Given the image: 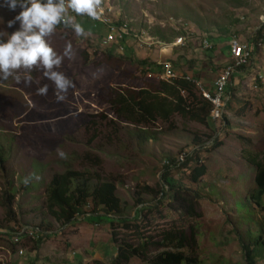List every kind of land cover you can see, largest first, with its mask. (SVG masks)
I'll use <instances>...</instances> for the list:
<instances>
[{"label":"rangeland","instance_id":"374dc122","mask_svg":"<svg viewBox=\"0 0 264 264\" xmlns=\"http://www.w3.org/2000/svg\"><path fill=\"white\" fill-rule=\"evenodd\" d=\"M107 2L118 23H127L138 36L130 34L124 51L118 52L117 45L99 46L106 31L101 25L79 21L86 37L58 26L48 42L62 54L71 41L75 53L57 69L75 84L64 101H56L54 86L38 70H20L19 83L13 77L0 80V227L27 224L56 232L39 242L23 241L22 256L0 242V264H113L116 246L110 221L132 222L138 212L152 209L166 160L195 147L201 152L205 175L192 183L188 176L192 163L169 173L179 189L161 198L144 221L139 235L146 238V248L121 264H151L166 250L168 232L177 240L183 237L188 264H244L245 251L254 247L262 253L256 264H264V196L259 206L249 199L256 196L253 159L263 161L264 153V79L253 81L259 72L264 74V50L258 52L251 70L233 79L227 124L210 116L200 124L175 114L168 122L156 119L144 127L124 122L111 107L125 89L152 88L169 80L158 70L143 75L137 64L142 60L169 63L176 77L194 81L198 96L201 88L212 91L227 62L228 41L234 35L254 38L264 0ZM19 11L0 7L3 38L18 28V23L7 28V21ZM179 37L182 43L176 45ZM203 39L211 49L202 47ZM109 53L118 69L105 63ZM28 77L31 86L23 83ZM44 84L49 85L48 94L38 95ZM212 138L217 147L208 150ZM66 170L80 172L90 184L114 181L121 213L107 217L100 208L93 213L89 201L85 210L90 216L77 217L61 231L64 224L47 212L46 188L54 174ZM25 177H31L28 184ZM7 194L13 196L11 208ZM114 233L116 245H138L137 236L121 230L118 223Z\"/></svg>","mask_w":264,"mask_h":264},{"label":"trees","instance_id":"16d2710c","mask_svg":"<svg viewBox=\"0 0 264 264\" xmlns=\"http://www.w3.org/2000/svg\"><path fill=\"white\" fill-rule=\"evenodd\" d=\"M77 21L82 22L81 19ZM105 32L104 30L100 36H103ZM105 63L118 69L119 64L110 53L106 55ZM137 64L141 67L143 75L156 70L164 74L165 65L163 64L145 62L144 60L138 61ZM193 88L191 82L187 81L184 77H175L167 81L161 80L158 82L157 86L152 88L143 87L138 90L125 89L121 94L117 95L115 101L111 102L112 111L124 122L143 125L144 127L156 119L168 122L175 114L188 117L200 124H206L211 110V104L201 96L196 95L193 92ZM230 91L232 94L233 87L230 88ZM222 120L227 124L225 115ZM215 143L213 142L208 150L217 147ZM200 153L201 152H194L191 157H188L179 166H175V159L173 158H168L166 160V164L162 166V185L160 184L158 187L156 202H154L155 204L152 209L138 212L137 217L134 218L132 222L130 220H120L118 222H114V220L110 221L109 226L113 230L111 239L116 246V255L113 259V264L126 262L134 253L137 252L138 254V250H144L146 248V238L140 236L141 229L144 228V221H147V219L149 220L150 218L148 217L152 215L153 211H156L158 202L161 198L163 199L166 197L169 191L173 189L177 191L179 189L174 180L170 178V172L177 171L192 163L193 165L188 174L192 183H196L205 175L206 167L201 162ZM0 161H2L1 158ZM259 161L260 160L256 161V157H254L253 163L256 166L254 177L256 196L249 197L250 201L256 206L260 205L261 197L264 196V153L263 161ZM89 181V179H84L80 172L73 170H66L61 174H54L46 188V208L50 216L62 224H70L79 216L83 218L87 215L90 216V213L85 210L89 201L92 203L93 207L91 212L93 213L96 212L94 208H100L104 216L113 217L116 216L115 214L119 215L121 213V203L115 194V182L112 180H97L96 183L90 184ZM6 199L7 208H11L13 196L7 194ZM142 203L143 202L139 200L138 204ZM9 218V221L13 222L14 216L10 215ZM116 223L120 225L121 230L137 236L136 239L139 241L137 246L123 247L121 244L116 245V238L114 235ZM166 235L169 240L166 241V246H164L166 250H162L156 254L151 260V264H188L189 259L183 253V237L180 236L177 240L176 236L171 232H168ZM39 241L40 239L35 242ZM10 246L12 250L15 248L12 244ZM244 256V264H256L257 260L262 257V253L260 249L254 247L252 250H246Z\"/></svg>","mask_w":264,"mask_h":264},{"label":"clouds","instance_id":"9594fccd","mask_svg":"<svg viewBox=\"0 0 264 264\" xmlns=\"http://www.w3.org/2000/svg\"><path fill=\"white\" fill-rule=\"evenodd\" d=\"M103 0H3L0 7L9 11H20L13 19L7 21V28H15L7 38L0 33V80L13 77L20 82L17 73L20 70L42 72L43 78L51 81L54 86V95L57 102L64 101L70 88L75 84L65 72L58 71L65 58L74 56L73 45L68 41L63 53L57 51L48 42V38L55 34L56 28L63 25L78 37H86L88 33L82 24L77 21V16L86 15L93 20L101 19L99 9ZM74 13L75 15H73ZM23 83L31 86V77ZM49 85L44 84L37 89V94L46 96ZM58 155L67 159V154L58 150ZM31 177H25L24 183L28 184Z\"/></svg>","mask_w":264,"mask_h":264},{"label":"built area","instance_id":"2783aa9c","mask_svg":"<svg viewBox=\"0 0 264 264\" xmlns=\"http://www.w3.org/2000/svg\"><path fill=\"white\" fill-rule=\"evenodd\" d=\"M112 5H110L107 0H103L102 8L98 11L100 12L101 19L93 20L86 15L77 16V20L98 24L106 28L104 36L101 37L99 41L100 47H109L111 45H117L118 52L124 51V44L127 37L130 34L135 38L138 35L133 34V31L128 29L127 23L119 24L118 20L114 18V13L112 12ZM75 15L74 13H72ZM183 38L179 37L175 40V44L178 45L182 43ZM174 44V45H175ZM201 45L204 49L211 48V44L208 40L203 39ZM260 50H264V13L258 17V26L254 33V38H249L248 40L243 39L240 35H234L228 41L227 47V62L226 65L221 70V73L214 80L212 91L200 89L201 96L204 100L211 104V110L209 113L210 118L214 120H221L226 113V108L230 100L231 91L230 88L233 87V79L240 76L245 70H251L255 65V60L258 58L257 54ZM164 74L167 79L175 78L171 70L169 63L164 64ZM187 81L194 83L188 77H184ZM264 79V74L258 73L253 81H258ZM199 86L198 83H195ZM213 143V138L207 143V146H211ZM208 147V148H209ZM199 147L194 149L185 150L180 153L175 159V166H179L188 157H191L194 152H198ZM77 219V218H76ZM69 224H64L61 231L66 229ZM56 232L45 230L36 225H20L12 228L0 227V242H4L9 245H14L16 255L22 256L23 249L20 247L23 241L35 242L38 239L44 240L49 237H53ZM6 264V263H2Z\"/></svg>","mask_w":264,"mask_h":264},{"label":"crops","instance_id":"0c3cea01","mask_svg":"<svg viewBox=\"0 0 264 264\" xmlns=\"http://www.w3.org/2000/svg\"><path fill=\"white\" fill-rule=\"evenodd\" d=\"M124 46H125V44H124Z\"/></svg>","mask_w":264,"mask_h":264}]
</instances>
